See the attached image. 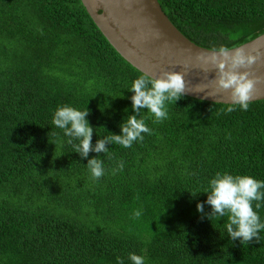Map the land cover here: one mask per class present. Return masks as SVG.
<instances>
[{
  "label": "trees",
  "instance_id": "1",
  "mask_svg": "<svg viewBox=\"0 0 264 264\" xmlns=\"http://www.w3.org/2000/svg\"><path fill=\"white\" fill-rule=\"evenodd\" d=\"M159 1L204 47L264 33V0ZM141 74L82 0H0V264H131L130 253L145 264H264V232L231 241L227 217L207 218L203 193L217 172L264 180V99L229 113L185 95L162 121L142 111V141L87 158L52 124L70 105L90 110L93 144L119 134ZM95 157L98 179L87 166Z\"/></svg>",
  "mask_w": 264,
  "mask_h": 264
},
{
  "label": "clouds",
  "instance_id": "2",
  "mask_svg": "<svg viewBox=\"0 0 264 264\" xmlns=\"http://www.w3.org/2000/svg\"><path fill=\"white\" fill-rule=\"evenodd\" d=\"M260 57L259 51L254 53L227 45L210 46L207 52L198 53L196 59L203 71L207 72L209 65L217 69V88L231 90L230 102H226L227 112L249 109L256 83L261 79L252 76L250 70ZM184 67L188 68L190 64L185 63ZM186 87L185 73L182 71H165L159 77L146 73L139 75L128 88L133 93L132 109L136 114L129 115L124 120L119 134L111 133L98 139L95 144L92 140L96 128L88 119V108L81 110L70 105L60 106L53 114L52 124L62 130L65 142L74 145L75 152L83 158H87L91 151L107 154L109 143L129 148L135 142L142 141L144 134L151 132L141 117L142 111L146 110L154 116L155 122L166 119L168 105L176 104L184 98ZM97 157L87 162L95 179L104 175V162ZM120 167L123 168V164ZM203 193H207L206 203L212 209L210 214H206L207 218L212 221L213 218L227 217L226 231L231 241L239 240L243 244L254 238L260 240V233L264 232V221L259 214V210L264 208V180L250 174L217 172ZM197 211L204 213V203L197 204ZM134 215L139 217L141 213L137 211ZM129 260L131 264H145L144 257L136 253H130ZM117 264H123L120 257H117Z\"/></svg>",
  "mask_w": 264,
  "mask_h": 264
},
{
  "label": "water",
  "instance_id": "3",
  "mask_svg": "<svg viewBox=\"0 0 264 264\" xmlns=\"http://www.w3.org/2000/svg\"><path fill=\"white\" fill-rule=\"evenodd\" d=\"M83 5L111 45L143 74L159 77L165 71H182L186 95L215 103L230 102L231 90L216 86L217 69L207 72L196 57L207 52L189 39L169 18L159 0H82ZM259 51L260 59L251 66L257 81L251 102L264 99V33L236 47ZM185 63L190 67L185 68ZM246 69H241L244 71ZM203 90V92H200Z\"/></svg>",
  "mask_w": 264,
  "mask_h": 264
}]
</instances>
